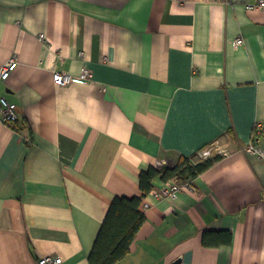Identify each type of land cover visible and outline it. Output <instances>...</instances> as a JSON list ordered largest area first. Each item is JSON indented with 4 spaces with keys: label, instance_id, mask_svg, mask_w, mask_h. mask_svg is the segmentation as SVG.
Returning a JSON list of instances; mask_svg holds the SVG:
<instances>
[{
    "label": "crops",
    "instance_id": "0c3cea01",
    "mask_svg": "<svg viewBox=\"0 0 264 264\" xmlns=\"http://www.w3.org/2000/svg\"><path fill=\"white\" fill-rule=\"evenodd\" d=\"M260 1L0 0V71L19 61L0 97L20 118L0 121V264H90L142 172L216 145L177 198L156 199L172 181H155L119 264H264V162L241 152L264 127ZM55 69L74 81L56 86Z\"/></svg>",
    "mask_w": 264,
    "mask_h": 264
},
{
    "label": "trees",
    "instance_id": "16d2710c",
    "mask_svg": "<svg viewBox=\"0 0 264 264\" xmlns=\"http://www.w3.org/2000/svg\"><path fill=\"white\" fill-rule=\"evenodd\" d=\"M18 123L15 130H20ZM221 158L214 156L195 161L193 158L180 157L173 167L165 164L142 172L140 175L142 197L114 199L90 254V264H119L130 254V248L146 222V216L140 210L141 205L144 198L155 189L157 179L162 182L184 183L209 170Z\"/></svg>",
    "mask_w": 264,
    "mask_h": 264
},
{
    "label": "built area",
    "instance_id": "2783aa9c",
    "mask_svg": "<svg viewBox=\"0 0 264 264\" xmlns=\"http://www.w3.org/2000/svg\"><path fill=\"white\" fill-rule=\"evenodd\" d=\"M250 10L255 9H264V0H261L258 5L249 6ZM244 39H238L236 41V45H244ZM19 65L18 58L16 56L10 58L1 68L0 71V82H6L10 79L14 71H16ZM84 79L91 78V72L89 69L84 70V74L82 76ZM54 83L58 87H65L70 85L74 81V77L68 72H60L58 70H54ZM0 121L5 125L15 128L18 121H20L18 112L15 107L7 100L6 97H0ZM264 132V127L260 123H258L254 130L253 138L250 144L241 151L244 155L254 156L257 159L264 161V149L259 146L258 142L260 137ZM216 146L209 150V154L215 150ZM170 167H173L172 163H167ZM192 186L191 181H187L184 183H179L176 181H172L168 183L162 190L156 191L153 193L156 199H164L171 198L175 199L178 197L179 193L185 189ZM148 206V205H147ZM39 264H63V259L61 257H53V256H44L39 260Z\"/></svg>",
    "mask_w": 264,
    "mask_h": 264
},
{
    "label": "rangeland",
    "instance_id": "374dc122",
    "mask_svg": "<svg viewBox=\"0 0 264 264\" xmlns=\"http://www.w3.org/2000/svg\"><path fill=\"white\" fill-rule=\"evenodd\" d=\"M91 72V71H90ZM69 73V72H68ZM84 74V73H83ZM73 76V75H72ZM83 76V75H82ZM74 77V76H73ZM91 77H92V74H91ZM258 124V123H257ZM256 124V125H257ZM256 125H255V127H256ZM262 125V124H261ZM255 127H254V130H255ZM263 134H264V132H263ZM263 134H262V136H263ZM253 135H254V131H253ZM261 136V137H262ZM252 138H253V136H252ZM251 142V141H250ZM250 143H248L246 146H244L242 149H241V151H243L248 145H249ZM258 144H259V146H261L263 149H264V147H263V145L260 143V142H258ZM213 147H215V146H211V147H209L210 149H212ZM226 151H228L227 149H224V148H222V147H219V146H217L216 145V148H215V150L212 152V153H210L208 156H207V158L208 157H214V156H219V155H222L221 153H225ZM247 157H254V156H249V155H247ZM180 158V157H179ZM179 158H174V159H172V164L173 165H176L177 164V162H178V160H179ZM256 158V157H255ZM199 159L200 160H202V158L201 157H199ZM199 160V161H200ZM195 161H197V160H195ZM167 162H169L170 163V160L168 161L167 160ZM264 162V161H263ZM189 181H191L192 183H193V179L192 180H189Z\"/></svg>",
    "mask_w": 264,
    "mask_h": 264
},
{
    "label": "water",
    "instance_id": "95a60500",
    "mask_svg": "<svg viewBox=\"0 0 264 264\" xmlns=\"http://www.w3.org/2000/svg\"><path fill=\"white\" fill-rule=\"evenodd\" d=\"M171 264H192V253H187L184 257L177 259Z\"/></svg>",
    "mask_w": 264,
    "mask_h": 264
}]
</instances>
